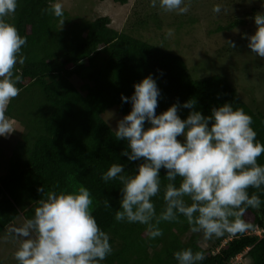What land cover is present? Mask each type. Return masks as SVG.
Returning a JSON list of instances; mask_svg holds the SVG:
<instances>
[{"label": "trees", "instance_id": "1", "mask_svg": "<svg viewBox=\"0 0 264 264\" xmlns=\"http://www.w3.org/2000/svg\"><path fill=\"white\" fill-rule=\"evenodd\" d=\"M58 1L19 0L15 14L6 18L27 38V44L22 48L25 63L17 65L21 91L5 110V117L19 124L20 139L8 156L0 151V236L17 219L26 222L33 217L44 198L38 188L59 194L84 186L92 195V213L110 236L113 248L101 264H177L174 252L186 248L202 251V264H228L246 250L252 264H264V236L249 234L256 229L264 231V209H248L243 218L253 229L234 235L215 253L228 235L208 240L213 245L204 249L198 245L201 233H192L183 217L180 222H161L163 236L156 239H149L146 225L117 222L122 184L101 179L113 164H124L125 174L133 175L142 163L121 155L127 144L116 141L115 132L102 116L114 107L123 116L129 114L132 105L121 96L131 97L134 85L150 74L161 91L157 115L178 103V115L186 119L193 109L182 105L190 99L197 101L195 110L205 116L213 107L233 103L252 117L256 138L264 144V112L246 104L226 78L194 79L181 56L111 28L107 17L71 23L64 11L61 24L50 12ZM111 1L120 5L129 2ZM241 23L220 26L217 31H231ZM73 78L80 80V87ZM258 163L264 165V154ZM160 174L161 192L153 198L157 214L164 208L163 189L168 183L166 170L162 168ZM175 183L178 187L180 179ZM248 191L251 195L258 190ZM260 198L264 201V194ZM105 199L111 208L104 206ZM0 264H4L1 259Z\"/></svg>", "mask_w": 264, "mask_h": 264}, {"label": "clouds", "instance_id": "2", "mask_svg": "<svg viewBox=\"0 0 264 264\" xmlns=\"http://www.w3.org/2000/svg\"><path fill=\"white\" fill-rule=\"evenodd\" d=\"M18 4L19 0H0V136L14 131L5 110L21 91L18 85L22 76L17 65H24L26 60L22 48L27 38L6 22ZM157 5L178 15L189 11L185 0H151L152 7ZM222 11L226 9L219 4L213 8L216 14ZM50 12L64 24L61 3L53 4ZM254 21L257 30L244 38L251 52L264 59V13H257ZM166 35L171 37L173 30L169 29ZM228 42L233 49L236 47L234 41ZM160 96L151 74L134 85L131 97L121 96L132 108L118 122L115 139L127 144L122 156L142 163L133 175L125 174L124 164H113L101 176L105 183L119 180L122 184L115 220L146 225L149 239L163 236L161 222H180L181 217L192 233H202L205 240L252 230L244 213L250 208L257 212L264 209L260 198L264 194V165L258 163L264 144L256 138L252 117L229 102L213 107L205 116L195 110L194 99L182 105L193 109L186 119L178 115V103L157 115ZM162 168L168 183L163 189L164 208L157 214L153 198L161 192ZM250 188L258 191L250 195ZM37 191L44 198L39 200L33 217L12 230L21 241L14 254L18 264H101L112 254L110 236L99 227L92 213L93 199L86 187L59 194L45 192L43 187ZM104 206L111 208L109 199H105ZM241 255L228 264H236ZM173 256L177 264H202L205 259L202 251L191 248L176 251Z\"/></svg>", "mask_w": 264, "mask_h": 264}, {"label": "rangeland", "instance_id": "3", "mask_svg": "<svg viewBox=\"0 0 264 264\" xmlns=\"http://www.w3.org/2000/svg\"><path fill=\"white\" fill-rule=\"evenodd\" d=\"M56 3L63 5L71 23L107 17L111 28L181 56L194 79L215 75L226 78L246 104L264 112V59L251 52L247 47L248 40L244 38L245 34L251 36L257 30L254 17L257 13H264V0H185L189 11L183 15L165 12L158 5L152 7L151 0H129L126 5L115 4L111 0H59ZM217 4L226 11L214 13L213 8ZM143 21L147 24L139 26ZM237 21L242 23L233 30L217 31L220 26ZM169 29L173 30L171 37L166 35ZM228 41H234L236 47L233 49ZM72 82L77 87L81 85L77 78ZM102 117L114 132L118 122L124 118L115 107ZM7 120L14 131L0 136V151L6 156L20 139L19 124L13 119ZM24 223L21 218L17 219L0 236V259L4 264H18L14 254L21 241L14 237L12 230ZM249 234L259 238L264 236L263 231L257 229ZM227 235L233 238V235ZM197 239L198 245L204 249L213 245L203 238L202 233ZM228 241L214 252L217 253ZM236 264H252L247 251L238 257Z\"/></svg>", "mask_w": 264, "mask_h": 264}, {"label": "bare ground", "instance_id": "4", "mask_svg": "<svg viewBox=\"0 0 264 264\" xmlns=\"http://www.w3.org/2000/svg\"><path fill=\"white\" fill-rule=\"evenodd\" d=\"M263 233H264V231H263Z\"/></svg>", "mask_w": 264, "mask_h": 264}]
</instances>
